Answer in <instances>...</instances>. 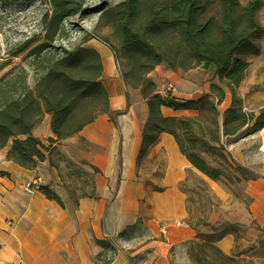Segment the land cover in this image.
Here are the masks:
<instances>
[{
  "label": "trees",
  "instance_id": "obj_1",
  "mask_svg": "<svg viewBox=\"0 0 264 264\" xmlns=\"http://www.w3.org/2000/svg\"><path fill=\"white\" fill-rule=\"evenodd\" d=\"M86 1L48 0L51 13L44 12L40 21L43 40L28 53L42 55L63 30V21L80 14ZM260 3L261 0H247L244 4L239 0H121L104 6L98 22L112 29L117 49L106 38L93 33L85 34L73 47L58 46L55 53L45 57L42 73L35 79V92L28 87L27 72L22 68L20 79L7 82L17 92L7 89L0 104V151L5 150L6 160L24 168L34 169L44 160L56 167L55 144L59 140L77 133L102 113H108L117 125L115 117L121 111L109 107L101 81L100 55L96 49L82 45L90 38H97L112 50L126 88L138 89L146 100L147 117L141 128L137 160L157 141L160 133L166 132L173 136L188 162L213 181L232 183L260 177L259 172L231 162L221 142L222 138L225 143L231 142L242 129L264 126V108L257 114L244 112L243 99L236 92L249 67L246 57L259 53L255 38L262 30L257 16ZM36 38V35L27 38L13 53L23 50ZM122 59L127 66L124 72L120 71ZM156 65H164L171 71L197 66L209 68V93L196 100L162 96L147 76ZM227 92L230 103L220 111L217 107ZM126 102H129L128 91ZM162 106L197 110L200 115L164 116ZM44 113L49 116L52 136L41 138L32 130ZM204 153L214 155L216 165L209 164ZM38 190L62 205L60 197L46 185L41 184ZM216 222L199 220L193 227L197 229L202 224L214 237L229 225ZM135 223L118 232V238L129 239L127 234L135 228ZM97 242L102 251L94 256V263L110 264L116 253L112 240ZM182 246L190 264H252L250 260L224 253L212 240L189 239Z\"/></svg>",
  "mask_w": 264,
  "mask_h": 264
},
{
  "label": "crops",
  "instance_id": "obj_2",
  "mask_svg": "<svg viewBox=\"0 0 264 264\" xmlns=\"http://www.w3.org/2000/svg\"><path fill=\"white\" fill-rule=\"evenodd\" d=\"M82 45L96 49L100 55L101 81L109 107L121 111L115 117L117 125L108 113H102L77 133L59 140L55 144L60 158L54 160L56 167L44 160L34 169L24 168L6 160L5 150L0 151V264H95L94 256L102 251L98 239L112 240L116 247L110 264H171L176 260L190 264L182 243L195 238L212 240L228 255L264 264V254L257 251L260 237L250 229L244 230L242 222L229 223L214 237L202 224L197 229L193 227L199 220L213 222L217 217L203 214L199 202L190 200L192 191L199 188L187 184L188 179L191 175L196 177L197 184L201 179L215 182L188 162L171 134L160 133L141 157V163L148 164V172L142 177L137 157L141 128L147 117L146 100L137 89L126 88L106 43L90 38ZM147 76L157 89L164 78L179 86L186 78L164 65H156ZM204 91L209 93V82ZM173 96L185 97L180 90ZM224 102L227 107L229 93L225 94ZM161 112L164 116L192 113L167 106H162ZM42 119V131L35 127L32 133L41 138L52 136L48 114L44 113ZM71 160L88 164L85 175L79 173V177L92 182L89 194L73 196L62 190L61 180L66 174L60 167L64 168ZM258 172L260 177L247 182L246 194L250 197L247 207L252 217L264 224L259 218L264 216V163ZM36 176L60 197L62 205L39 190L25 188L24 183ZM138 218L145 230L143 239L116 237Z\"/></svg>",
  "mask_w": 264,
  "mask_h": 264
},
{
  "label": "rangeland",
  "instance_id": "obj_3",
  "mask_svg": "<svg viewBox=\"0 0 264 264\" xmlns=\"http://www.w3.org/2000/svg\"><path fill=\"white\" fill-rule=\"evenodd\" d=\"M119 1L121 0H87L82 12L65 19L61 33L55 37L49 48L43 51L45 53L42 52V55L37 56L34 54L30 55L28 51L43 40L41 35L42 24L40 21L44 12L51 13V6L48 0L43 2L40 0H0V104L7 89L11 93L17 92L14 89H10L7 82L20 79L22 68H25L27 72L26 82L28 87L32 92H35V79L42 73L41 67L45 63V57H50L49 55L55 53V48H58V46L73 47L83 40L85 34L93 33L98 37L106 38L117 49L118 43L112 29L98 22V17L104 6L113 5ZM239 1L242 4L246 2V0ZM257 16L262 25V30L255 38V42L260 47L259 53L246 57V60L249 62V67L246 76L236 89L237 95L243 99V107H245L243 111L247 113L253 112L254 114H257L264 108V0H261L257 10ZM33 35L37 36L35 40L23 50L13 53L23 41ZM119 62L120 71L124 72L127 69L125 60L122 59ZM176 72L183 73L186 76L181 81L180 86L167 80V78H164L162 82L163 84L170 81L174 84V91L172 93L180 90L182 96H185L181 99L185 100H196L206 93L204 91V85L206 82L210 84L211 80V70L209 68L206 69L197 66L187 70L179 69ZM158 90L159 88L157 92ZM137 93L140 94L138 89ZM225 105L226 102L223 100L217 108L222 111L226 108ZM187 110L192 112L188 116L200 115V112L197 110ZM207 121L205 119L203 123L206 125ZM43 123L41 117L33 130L37 127V131H42ZM120 138H122V134ZM226 145L230 147L236 157L235 161L251 168L254 173L258 172L259 167L264 163V148L261 146L258 129H242ZM203 157L209 164L216 165L214 155L204 153ZM54 158L55 160L58 159L57 156H54ZM137 164L139 167L141 166L142 177H145L146 172H148V164L145 162L141 163L140 159ZM86 165L88 164L84 161L77 163L71 160L65 163L64 168L60 167V170L66 174V177L61 180L64 185L62 190L73 196L86 195L92 191L93 184L90 179L79 177V173H82V176L85 175ZM91 168L94 171L97 170L93 166ZM214 182L216 185L201 179L199 180V184H197L196 177L194 178L190 175L187 184L190 183L192 186H198L199 188L198 191H192L193 195H190V200L199 202L200 211L203 214L208 213L210 216L212 213L213 216L217 217L215 219L217 221L216 224L218 222L221 224L222 222H242L241 224H244V227H246L243 228L244 230L250 229V231L255 232L260 237L257 251L264 254V224L258 223L257 219L252 217L253 215H251L247 207L250 202V197L246 194L248 181L230 183L222 180ZM215 189L218 190L217 194L215 193ZM259 218L264 220V216L262 215ZM144 235V227L142 226L140 218H138L135 223V228L127 234V237L129 239L131 238L132 241H137L143 239ZM116 237L118 238V236ZM171 264L182 263L180 260H176L172 261Z\"/></svg>",
  "mask_w": 264,
  "mask_h": 264
},
{
  "label": "built area",
  "instance_id": "obj_4",
  "mask_svg": "<svg viewBox=\"0 0 264 264\" xmlns=\"http://www.w3.org/2000/svg\"><path fill=\"white\" fill-rule=\"evenodd\" d=\"M173 91H174V84L172 82H170V81H167V82L162 84V86L158 90V93L161 94L162 96H168V95H172ZM243 110H245V107H243ZM221 142L224 145L225 153H226L228 159L231 162L235 161L236 157L234 156V154H233L232 150L230 149V147L228 145H226L225 139L222 138ZM40 185H41V178L39 176L33 177V178L27 180L24 183V186H25V188L28 191H36V190L39 189ZM17 254H18V258H19V263H21L22 262V258H21V253H20L19 250L17 251Z\"/></svg>",
  "mask_w": 264,
  "mask_h": 264
},
{
  "label": "bare ground",
  "instance_id": "obj_5",
  "mask_svg": "<svg viewBox=\"0 0 264 264\" xmlns=\"http://www.w3.org/2000/svg\"><path fill=\"white\" fill-rule=\"evenodd\" d=\"M258 134L260 136L261 146L264 148V126L258 129Z\"/></svg>",
  "mask_w": 264,
  "mask_h": 264
}]
</instances>
